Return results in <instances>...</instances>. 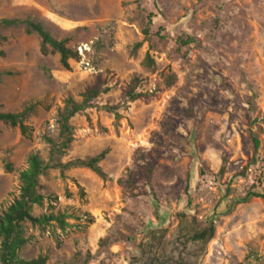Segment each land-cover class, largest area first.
Here are the masks:
<instances>
[{
    "label": "rangeland",
    "instance_id": "rangeland-1",
    "mask_svg": "<svg viewBox=\"0 0 264 264\" xmlns=\"http://www.w3.org/2000/svg\"><path fill=\"white\" fill-rule=\"evenodd\" d=\"M2 18L40 23L78 56L66 70L22 24L0 29V112L32 107L29 138L0 121V215L36 154L47 168L31 212L67 223L24 222L20 259L127 264L140 246L211 228L186 242L197 264H264V199L238 203L251 186L264 188V0H0ZM130 90L149 98L131 101ZM86 97L63 148L59 115L68 99ZM101 152L104 180L61 167Z\"/></svg>",
    "mask_w": 264,
    "mask_h": 264
},
{
    "label": "trees",
    "instance_id": "trees-1",
    "mask_svg": "<svg viewBox=\"0 0 264 264\" xmlns=\"http://www.w3.org/2000/svg\"><path fill=\"white\" fill-rule=\"evenodd\" d=\"M153 15L149 13L147 15L146 26L142 30V35L144 40L150 37V26L152 24ZM22 24L24 26V32L26 34H36L40 39L39 51L42 55L48 53H57L59 55V62L61 66L69 70L70 60L78 59L77 53L66 47V40H57L51 36V34L46 31L43 26L31 19H0V29L7 28L11 26H16ZM182 44H187V41H181ZM141 43H135L132 46V53L140 47ZM4 53L0 50V57ZM143 64L146 66H151L153 64L152 59L148 54L145 55L143 59ZM91 91L88 92L87 96L90 97ZM94 93V92H93ZM127 97L131 101H135L140 98L148 99L149 95L142 93H135L133 91L127 92ZM88 98L82 102L77 103L72 99H68L66 106L62 113L59 115V128L60 135L63 138L61 146L67 148L72 140L71 136V126L69 125L70 119L79 111L87 105ZM32 107H26L19 113L10 112H0V121L7 123L12 127H18L22 136L29 138L30 132L29 127L24 123V117ZM115 116H118L117 107L112 106L108 108ZM253 149L254 154L257 153L259 147V141L257 138L253 137ZM55 150V148H53ZM105 152H101L96 156L87 158L85 160H74L64 164L63 168L69 166H80L90 169L92 172L97 174L101 179H105L106 175L101 169L99 163L104 158ZM5 171L9 172L11 170V164L6 163ZM47 168L46 164L36 155L31 154L28 158V166L25 170L19 173L20 179V192L17 198L7 207L5 211L0 215V264H42L43 260H30L26 261L18 257V251L25 244L26 239L24 237L23 223L29 222L32 225L37 226H47L51 225L52 222L57 223L61 228L67 226L65 222L64 214H44L35 216L32 214V208L34 206H40L43 202V196L39 193L40 185L38 182L39 176ZM126 181H130L128 178ZM123 183V180H119ZM258 184H261L258 182ZM257 187L251 186L245 195L238 200V203H246L251 198H261L264 199V188L260 191L256 190ZM259 188V187H258ZM213 230L211 228H206L195 235V239H205L208 237Z\"/></svg>",
    "mask_w": 264,
    "mask_h": 264
},
{
    "label": "flooded vegetation",
    "instance_id": "flooded-vegetation-1",
    "mask_svg": "<svg viewBox=\"0 0 264 264\" xmlns=\"http://www.w3.org/2000/svg\"><path fill=\"white\" fill-rule=\"evenodd\" d=\"M193 234L189 239L177 238L171 246L161 242L153 246L138 247L139 255H133L127 264H197L199 253L187 247V241L196 242Z\"/></svg>",
    "mask_w": 264,
    "mask_h": 264
},
{
    "label": "built area",
    "instance_id": "built-area-1",
    "mask_svg": "<svg viewBox=\"0 0 264 264\" xmlns=\"http://www.w3.org/2000/svg\"><path fill=\"white\" fill-rule=\"evenodd\" d=\"M87 50H88V48L86 47V45L78 46V48H77L78 54H79V56H81V58H84V52ZM81 63L86 67L89 66V63L87 61L82 60V59H81Z\"/></svg>",
    "mask_w": 264,
    "mask_h": 264
}]
</instances>
